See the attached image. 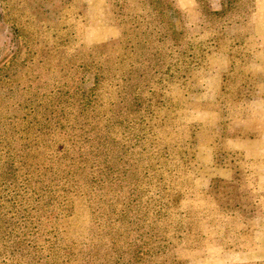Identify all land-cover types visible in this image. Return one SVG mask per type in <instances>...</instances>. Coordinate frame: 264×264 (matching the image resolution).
Wrapping results in <instances>:
<instances>
[{
  "label": "rangeland",
  "instance_id": "374dc122",
  "mask_svg": "<svg viewBox=\"0 0 264 264\" xmlns=\"http://www.w3.org/2000/svg\"><path fill=\"white\" fill-rule=\"evenodd\" d=\"M0 264H264V0H0Z\"/></svg>",
  "mask_w": 264,
  "mask_h": 264
},
{
  "label": "trees",
  "instance_id": "16d2710c",
  "mask_svg": "<svg viewBox=\"0 0 264 264\" xmlns=\"http://www.w3.org/2000/svg\"><path fill=\"white\" fill-rule=\"evenodd\" d=\"M246 119H248L250 121V124H251L250 130L253 131L256 128V126L254 125L255 119L253 118V116H251V114H248V116L246 117Z\"/></svg>",
  "mask_w": 264,
  "mask_h": 264
}]
</instances>
